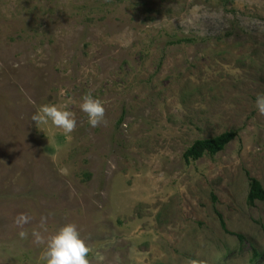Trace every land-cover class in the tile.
<instances>
[{
	"label": "rangeland",
	"instance_id": "obj_1",
	"mask_svg": "<svg viewBox=\"0 0 264 264\" xmlns=\"http://www.w3.org/2000/svg\"><path fill=\"white\" fill-rule=\"evenodd\" d=\"M258 93L264 0H0V264H44L32 232L67 223L90 264H264V202L246 204L249 179L264 189ZM44 104L74 131L35 127Z\"/></svg>",
	"mask_w": 264,
	"mask_h": 264
},
{
	"label": "clouds",
	"instance_id": "obj_2",
	"mask_svg": "<svg viewBox=\"0 0 264 264\" xmlns=\"http://www.w3.org/2000/svg\"><path fill=\"white\" fill-rule=\"evenodd\" d=\"M79 104V110L86 116L87 124L95 128L104 123V107L102 102L94 98L91 93L84 94ZM28 102L34 103L31 98ZM256 111L264 115V93H258L254 100ZM30 121L34 122L35 127L41 130L51 127L60 130L63 134H71L77 126L74 114L67 110L66 106H57L54 104H44L36 109L30 116ZM32 217L24 213H19L13 217V225L20 229L18 235L21 239L25 238L28 233L25 232L24 226L29 224ZM46 220L41 217L40 229L46 230ZM35 243H44L42 259L44 264H90L88 254L89 246L85 239L81 238L76 225L72 223L64 224L57 228L54 233L49 235L46 240L42 239L40 232L33 231ZM98 260L102 261L103 257L97 253Z\"/></svg>",
	"mask_w": 264,
	"mask_h": 264
},
{
	"label": "trees",
	"instance_id": "obj_3",
	"mask_svg": "<svg viewBox=\"0 0 264 264\" xmlns=\"http://www.w3.org/2000/svg\"><path fill=\"white\" fill-rule=\"evenodd\" d=\"M234 137V132H224L210 139L196 140L183 152L182 158L188 163L198 160L204 155L213 156L222 151ZM254 202H264V189L258 181L249 179L246 204L251 206ZM238 238L240 237L238 236Z\"/></svg>",
	"mask_w": 264,
	"mask_h": 264
}]
</instances>
